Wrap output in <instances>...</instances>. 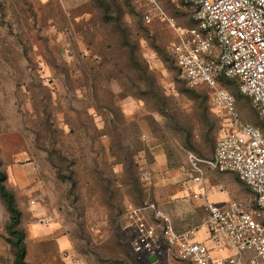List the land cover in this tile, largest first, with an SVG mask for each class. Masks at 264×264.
<instances>
[{"label":"rangeland","instance_id":"obj_1","mask_svg":"<svg viewBox=\"0 0 264 264\" xmlns=\"http://www.w3.org/2000/svg\"><path fill=\"white\" fill-rule=\"evenodd\" d=\"M161 3L146 24L134 0H0V162L28 263L152 264L132 249L131 206L157 203L178 233L202 228L187 155L210 160L229 116L180 77L168 19L190 28L189 11L182 0ZM228 90L241 121L264 134L248 98ZM204 171L210 201H251L235 175ZM9 220L0 199V264H15ZM38 226L49 236L40 240ZM232 253L225 244L216 255ZM157 257L181 264L164 241Z\"/></svg>","mask_w":264,"mask_h":264},{"label":"built area","instance_id":"obj_2","mask_svg":"<svg viewBox=\"0 0 264 264\" xmlns=\"http://www.w3.org/2000/svg\"><path fill=\"white\" fill-rule=\"evenodd\" d=\"M135 1L146 24L163 13L161 0ZM183 3L193 25L181 28L168 19L177 32L171 55L189 87L210 90L215 107L229 116L230 126L220 134L212 159L188 152L189 188L193 199L203 201L202 228L178 233L157 204L146 203L128 208L125 229L134 231V253L150 263L164 241L169 258L181 264H264V134L241 121L235 96L221 85L222 79L233 80L264 118V0ZM203 166L236 175L251 191V201L234 200L223 206L210 201ZM203 229L206 242L197 240ZM225 244L232 255L217 256Z\"/></svg>","mask_w":264,"mask_h":264},{"label":"trees","instance_id":"obj_3","mask_svg":"<svg viewBox=\"0 0 264 264\" xmlns=\"http://www.w3.org/2000/svg\"><path fill=\"white\" fill-rule=\"evenodd\" d=\"M134 2L136 4V6L138 7L139 13L141 14V10H140L138 3L135 0H134ZM182 3H183V0H182ZM183 5H184V3H183ZM188 11H189V15H190V10L188 9ZM141 17H142V15H141ZM142 20H143V18H142ZM109 22L115 23L117 25V27L121 26V20H119V19H115V20L109 19ZM191 23H192V21H191ZM192 25H193V23H192ZM172 60L176 65V62H175L173 57H172ZM221 85L227 90H228V86H231V87H234L238 91V89L236 88L235 82L233 80L222 79ZM199 88H201V87H199ZM203 88H206V87H203ZM194 89H197V88H194ZM206 89H208V88H206ZM238 93H239V91H238ZM210 96L212 98L211 92H210ZM244 97H246V96H244ZM250 103H251V101H250ZM256 124L260 125V127H262L264 129V123L262 121H260L259 119L256 121ZM258 129H260V128H258ZM189 152L195 154L198 158L202 159L196 153H194L192 151H189ZM203 160H205V159H203ZM6 179H7L6 175L1 171V162H0V199L3 202V204L5 205V208L9 214V217H10L7 231L9 233V235L11 236V239H9L8 242L16 250L15 264H30L25 260L26 249H25V244H24V234L22 231H20L18 229L20 224H21L22 212L18 208L14 194L5 185ZM152 203H155V202H152ZM155 204H157V203H155Z\"/></svg>","mask_w":264,"mask_h":264},{"label":"crops","instance_id":"obj_4","mask_svg":"<svg viewBox=\"0 0 264 264\" xmlns=\"http://www.w3.org/2000/svg\"><path fill=\"white\" fill-rule=\"evenodd\" d=\"M187 158H188V155H187ZM205 167H207V166H203V171H204V169H205ZM209 168V167H208ZM217 172V171H216ZM204 173H205V171H204ZM219 173V172H218ZM220 174H226V173H220ZM227 174H232V173H227ZM234 175V174H233ZM236 176V175H235ZM238 179V178H237ZM238 181H239V179H238ZM240 182V181H239ZM172 183V181H164L163 183H162V185H168V184H171ZM243 184V183H242ZM245 186V185H244ZM246 187V186H245ZM251 192V191H250ZM232 201H234V200H232ZM235 201H237V200H235ZM213 202V201H212ZM230 202V201H229ZM229 202H227L226 204H224V205H227ZM214 203H216V202H214ZM218 204V203H217ZM203 205V204H202ZM160 208V207H159ZM35 230V234H37L39 237H40V240H42V239H44V238H46L47 237V235L49 236V232L50 231H46L45 229H43V228H41V227H35L34 228ZM198 240V239H197ZM206 240H207V233H206V236H205V238H203V240H199V241H203V242H206ZM58 246H59V248L61 249V250H63V251H65V250H67L68 248H70V242H69V240H68V238L66 237V236H61L60 238H59V240H58ZM212 247V246H211ZM213 248V247H212ZM221 252V251H220ZM158 261H159V259H158ZM70 264H83V263H79V262H71Z\"/></svg>","mask_w":264,"mask_h":264},{"label":"water","instance_id":"obj_5","mask_svg":"<svg viewBox=\"0 0 264 264\" xmlns=\"http://www.w3.org/2000/svg\"><path fill=\"white\" fill-rule=\"evenodd\" d=\"M150 261H151L152 264L157 263V262H158V258H157V256H152V257L150 258Z\"/></svg>","mask_w":264,"mask_h":264}]
</instances>
